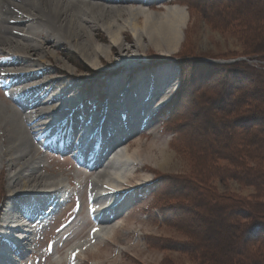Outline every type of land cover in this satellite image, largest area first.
Segmentation results:
<instances>
[{
  "label": "rangeland",
  "instance_id": "obj_1",
  "mask_svg": "<svg viewBox=\"0 0 264 264\" xmlns=\"http://www.w3.org/2000/svg\"><path fill=\"white\" fill-rule=\"evenodd\" d=\"M172 1L168 4L178 2L187 7L189 17L181 46L171 56L147 48L144 54L134 57L137 47L128 28H125L122 44L126 52L122 53L118 47H113L104 30L99 29L95 31L98 42L112 45L109 60L99 56L100 63L90 65L57 35L55 42L60 44L59 48L44 51L52 49L57 58L68 64V71L58 60L47 56V62L37 65L44 71L38 79L31 81L23 77L20 83L17 75L2 80L5 86L14 84L5 89L0 87L1 109L11 110L16 118H22L27 134L32 132L38 141L35 143L39 167L64 181L59 187L37 191L35 188L29 193L35 196L44 193L46 197H36L47 202L59 200L72 191L63 212L55 217L57 220L50 233L45 234L48 240L41 239L43 247L48 248L50 239L75 215L81 222H87L80 238L86 237L92 226L91 217L86 213L92 171L80 168L69 153L47 148L50 143L39 147L57 130L54 125L64 123L63 119L73 115L80 123L83 111L101 106L109 77L135 68L136 72L150 73L159 66L171 67L172 75L177 77V82L171 77L153 102L166 103L163 109L148 127H139L138 118L136 131L122 143L126 149H132L137 143L166 149L173 158L168 171L162 172L151 164L136 165V170L127 177L129 182L123 183L129 189L138 186L132 193L133 202L120 209L115 219H110L111 225L116 227L115 237L102 240L96 245L100 253H91L95 257L86 253L79 264H236L233 254L240 242L235 241L239 234L235 229L243 225L249 231L257 223L254 215L250 218L252 216L243 214L240 207L254 201L255 195L257 201L264 203V193L259 190L256 194L254 187V183L259 182L258 173L264 169V163L259 162L264 156V0ZM162 2L150 5V9L160 10ZM124 4L137 6L128 0H124ZM47 22L50 25V21ZM30 26L36 33L47 31L37 23ZM251 51L253 54H249ZM41 55L29 58L37 62L44 56ZM16 59L13 55L0 54L2 68ZM55 68L60 70L56 72ZM150 74L146 79V95L152 86ZM70 88L72 91L68 94ZM46 95L42 100L44 105L38 106L37 101ZM45 108L49 109L39 112ZM226 118L231 119L226 122ZM251 119H256L257 123L253 124ZM43 123L42 127H35ZM40 128L44 132L38 133ZM2 136L3 130L1 139ZM121 137L122 134L117 139ZM245 156L242 171L237 170L234 161L237 163ZM247 169L252 171L247 172L244 180L236 176ZM16 172L14 167L3 164L0 167V218L5 202L12 198L14 189L10 183ZM147 175L148 180L143 182V176ZM79 206L83 210L78 215ZM258 209L264 214L263 208ZM235 210L237 214L241 212V217L227 215ZM72 243L67 249H73ZM41 247L39 254L43 253ZM49 253V250L45 253V259L40 257L38 264L61 258V254ZM256 260L264 264V255Z\"/></svg>",
  "mask_w": 264,
  "mask_h": 264
},
{
  "label": "bare ground",
  "instance_id": "obj_2",
  "mask_svg": "<svg viewBox=\"0 0 264 264\" xmlns=\"http://www.w3.org/2000/svg\"><path fill=\"white\" fill-rule=\"evenodd\" d=\"M128 1L137 6L124 4V0H0V54L13 55L17 58L15 61L7 63L4 66L6 68H2L4 63L0 62V76L7 79L11 76L16 77L19 75L20 83H22L23 77L24 80H26L25 78L31 79V81L36 80L44 74V71L37 65L47 62V56L58 60L62 63V68L68 71V64L63 62L59 56L57 58L52 51V49H57L60 46V44L55 42L57 35L59 40L68 44L70 49L74 50L81 59L89 62L90 65L100 63L99 56L109 60L112 45L113 47H118L122 53L126 52L125 49H122L125 28L130 30L135 40L137 49L134 57L136 58L139 54H144L147 48H151L167 57L176 53L184 37L189 9L180 3L168 4L172 0H148L145 3L143 0ZM161 2L163 5L159 6L160 10L150 9V5ZM47 20L50 21V25H48ZM36 23L45 26L47 31L36 33L30 26ZM99 29L104 30L112 45H104L98 42L95 31ZM47 48L52 49L44 51ZM36 54L44 56L41 55L42 57L37 62H34L29 57ZM129 63L131 64V62ZM26 66L29 69H16ZM29 70L31 72L26 73ZM54 70L58 72L60 69L55 68ZM135 70L122 72L112 78L109 77L101 106L95 107L93 111H83L81 117L86 120L88 118L92 120L94 118H104L101 124V134L104 137L102 153L108 150L109 153L107 152L106 154L111 158L109 160L105 156L99 158L93 167L94 169H92V178L90 180L91 195H95V204L98 208L97 210L101 212V221H96L95 225L89 227V230L93 228L92 230H95V233L89 237L90 231L88 230L87 236L80 238L79 235L85 229L87 222L72 220L63 229L58 240L52 243L49 251V255L61 254V258L59 260L55 259L56 261L49 260L48 264H79L85 255L94 252L95 255L100 253L96 245L102 243L101 241L105 238L113 239L116 234V227L111 225L109 216L113 215L115 217L120 209L126 206L129 207L133 202L132 193L137 191L138 186L129 189L130 187L123 184L124 182H129L128 175L136 170V165L145 166L146 164H151L157 167L158 170L167 172L172 163V155L164 148L153 147L151 144L143 146L141 143H137L132 149H126L125 144H122L125 138L134 134L138 124L140 125V123L137 124L140 113L144 112V115H146L152 108V102L160 95L164 85L169 83L171 77L175 81L177 78H174L172 75L173 69L169 66L152 68L151 74L148 71L136 72ZM31 73L32 75L30 76L29 74ZM149 74L152 86H150V91L146 95L145 92L148 89L146 79ZM17 84L19 83L17 82ZM37 86H40L39 83ZM71 91L72 89L70 88L67 93L69 94ZM46 97L47 95L37 101L38 106L44 105L42 100ZM145 99H147L146 102H144ZM165 105L166 103L159 107L158 112ZM1 106L0 131L3 130V136L2 139L0 138V167L2 164L7 167H14L17 172L13 175L14 180L10 183L11 188L14 189L11 195L12 198L5 202L6 205L3 206V213L0 218V252L4 251L7 254L4 261L0 257V264H13L16 260V258L15 260L12 259L14 256L19 258L22 263H25L27 259H31L35 264L40 257L46 258V254L37 253L38 248L44 245V242L39 237L42 225L37 226L35 233H30L29 236H27L29 234L27 231L26 240L16 244L14 251L2 244L1 239L12 240L11 242L15 243L11 229L17 228V226H9V224L17 223V218L15 217L19 213V204L24 200L30 199V197L33 198L34 194L29 193L31 189L37 188L35 191L39 190V188L49 190L63 185L64 181L50 176L45 169L42 170L39 167L40 161L37 158L38 148L36 145L38 141H35L37 140L36 137L32 136V132L27 134L24 124L21 123V117L16 118L14 113L10 112L11 110L1 109ZM48 109H40L39 112H46ZM69 109L71 110V108ZM115 112L118 113V116L117 114L115 115ZM93 113L95 114L94 117L91 116ZM120 114H124L126 117L125 121H122ZM75 117L76 115H73L71 118L67 117L62 120H67L65 127L70 128L69 136L74 138L73 142L71 144L68 143L65 147L67 151L73 148L79 150L82 145L87 149L90 143L94 142V139L90 137L93 134L91 128L94 127V124L85 130V135L81 137L80 130L77 128L79 124ZM60 124L61 122L55 124L54 128L57 125L56 129L60 130L62 125ZM43 125L44 123L35 127H42ZM63 129L64 127L59 133H62ZM41 131H43L42 128L39 129L38 133ZM121 134L122 137L117 139ZM76 141H79V145H77L78 142ZM53 142L54 139L49 137L39 147H43L46 143L51 145ZM55 142H58V140H55ZM148 178V175L143 176L142 181L144 182ZM36 196L45 197V194ZM81 209V206H79L78 215ZM40 241L42 243L39 246ZM70 243L73 244V249L68 248V250L67 246ZM89 248H91L90 251L86 252ZM49 249L50 247L47 248V250ZM95 255L91 254L93 257Z\"/></svg>",
  "mask_w": 264,
  "mask_h": 264
},
{
  "label": "trees",
  "instance_id": "obj_3",
  "mask_svg": "<svg viewBox=\"0 0 264 264\" xmlns=\"http://www.w3.org/2000/svg\"><path fill=\"white\" fill-rule=\"evenodd\" d=\"M249 54H253L252 51ZM183 83H184V79H183ZM227 119H231V118H226L225 119L226 122H227ZM251 121H254L253 124L257 123L256 119L255 120L251 119ZM251 128L252 126L249 127V129ZM243 132H244L243 134H245V130ZM246 158L247 156H245V158L240 157L237 163L234 161L233 165L237 167V170L242 171V167H244V164H245L244 160H246ZM259 162L262 164L264 163V156L262 157V159L259 160ZM250 171L252 170L251 169L244 170L242 173H237L236 176H241V179L244 180L245 176H247V172H250ZM258 175H259V180H258L259 182H257V184L256 182L254 183V187L257 191L256 194L259 193L258 192L259 190H262V192L264 193V184L263 186L260 185V182L264 183V169L260 170V173H258ZM254 197H255L254 201H251V202L249 201L248 204L244 203V205L241 204V207H240L241 208L240 210L242 211L243 214L245 212V215L252 216L250 218H253V215H254V218L257 221V223L254 224V227L249 231L246 230L245 229L246 227L243 225H238L237 228L235 229L239 233L236 236L235 241L236 243L240 242L239 246H237L238 248L235 250L236 253L233 254L234 261L235 259L237 260V263L235 262L236 264H256L257 263L256 259L259 256L261 257L262 255H264V239H263L264 214L260 213L262 211H259L258 209V207H261L264 209V203L257 201L258 197L256 195ZM263 198H264V195H263ZM243 209H246V210L244 211ZM229 213L234 214V216L241 214L240 211H239V214H237L238 211L236 210L228 212L227 215H229ZM247 252L249 253L248 258H247Z\"/></svg>",
  "mask_w": 264,
  "mask_h": 264
},
{
  "label": "snow or ice",
  "instance_id": "obj_4",
  "mask_svg": "<svg viewBox=\"0 0 264 264\" xmlns=\"http://www.w3.org/2000/svg\"><path fill=\"white\" fill-rule=\"evenodd\" d=\"M174 91V89H172ZM95 231V230H94Z\"/></svg>",
  "mask_w": 264,
  "mask_h": 264
}]
</instances>
